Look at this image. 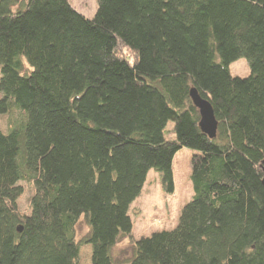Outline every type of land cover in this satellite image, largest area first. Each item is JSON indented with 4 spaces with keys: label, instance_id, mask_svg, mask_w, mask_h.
Instances as JSON below:
<instances>
[{
    "label": "trees",
    "instance_id": "1",
    "mask_svg": "<svg viewBox=\"0 0 264 264\" xmlns=\"http://www.w3.org/2000/svg\"><path fill=\"white\" fill-rule=\"evenodd\" d=\"M96 2L90 19L70 0H0V264H81L85 246L91 264H264V0ZM184 148L177 227L114 258L150 170L173 193Z\"/></svg>",
    "mask_w": 264,
    "mask_h": 264
},
{
    "label": "rangeland",
    "instance_id": "2",
    "mask_svg": "<svg viewBox=\"0 0 264 264\" xmlns=\"http://www.w3.org/2000/svg\"><path fill=\"white\" fill-rule=\"evenodd\" d=\"M71 4L82 14L92 19L97 12L96 0H70ZM233 76L245 78L250 75V67L246 59H239L230 65ZM7 124L4 123V127ZM3 127V126H2ZM166 138L174 140L173 123L167 127ZM194 151L184 148L175 157L173 163L174 192L165 190L159 172L150 170L140 196L132 203L129 215L132 218L133 230L131 238H123L113 249L114 258L131 255L132 240L152 235L154 232L173 230L177 227L182 209L192 201L194 188L192 183V157ZM25 184V183H24ZM28 185V184H25ZM32 187L26 186V194L21 206L24 211L29 209V197ZM79 239L87 235L88 227L82 218L77 225ZM91 247L81 250V264H91Z\"/></svg>",
    "mask_w": 264,
    "mask_h": 264
},
{
    "label": "water",
    "instance_id": "3",
    "mask_svg": "<svg viewBox=\"0 0 264 264\" xmlns=\"http://www.w3.org/2000/svg\"><path fill=\"white\" fill-rule=\"evenodd\" d=\"M190 96L193 100L194 105L200 112V129L206 134L209 138L214 139L217 136L218 131V121L215 117V112L209 101L203 99L198 91L193 88L190 91ZM263 180L264 185V162L262 164Z\"/></svg>",
    "mask_w": 264,
    "mask_h": 264
}]
</instances>
